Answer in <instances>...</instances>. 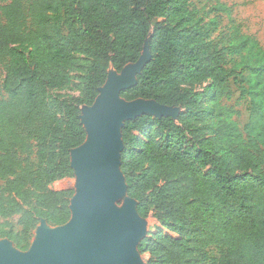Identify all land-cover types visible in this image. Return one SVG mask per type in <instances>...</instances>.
Masks as SVG:
<instances>
[{"label":"trees","instance_id":"16d2710c","mask_svg":"<svg viewBox=\"0 0 264 264\" xmlns=\"http://www.w3.org/2000/svg\"><path fill=\"white\" fill-rule=\"evenodd\" d=\"M191 0H7L0 6V239L27 251L41 220L67 224L75 195L72 150L113 67L151 60L127 101L180 108L177 120L125 122L121 171L128 196L153 222L138 250L147 264H264V48L232 26L226 46ZM218 3L208 13L230 15ZM207 15V14H204ZM91 59L83 93H59L77 55ZM239 57V58H236ZM230 81L251 103L245 133L220 101ZM246 83L249 86H246ZM59 113L63 120L59 121ZM214 249L219 256H213Z\"/></svg>","mask_w":264,"mask_h":264},{"label":"water","instance_id":"95a60500","mask_svg":"<svg viewBox=\"0 0 264 264\" xmlns=\"http://www.w3.org/2000/svg\"><path fill=\"white\" fill-rule=\"evenodd\" d=\"M151 57L147 42L139 61L125 66L121 73L109 71L94 104L82 107L87 138L71 153L76 192L70 221L52 227L41 220L37 241L27 251L1 239L0 264H147L138 246L148 236L152 222L140 216L137 202L128 196L121 171L122 129L125 122L142 115L170 117L180 109L121 97L124 90L136 85ZM120 191L126 196L122 209L116 206L122 200Z\"/></svg>","mask_w":264,"mask_h":264},{"label":"rangeland","instance_id":"374dc122","mask_svg":"<svg viewBox=\"0 0 264 264\" xmlns=\"http://www.w3.org/2000/svg\"><path fill=\"white\" fill-rule=\"evenodd\" d=\"M6 2L7 0H0V6ZM191 3V8L196 9L199 15L204 16L205 22L211 24L215 23V27L212 29L211 33V40L215 45H218L219 48L226 46L227 39L232 32V26L234 24L240 26L243 34L253 36L259 42L260 46L264 48V0H191L190 4ZM218 3L232 7V13L230 15L223 13H208L209 9ZM90 61L91 59L84 51L78 53L76 62L70 72L71 81L68 86L59 93L69 97H77L83 93L84 76L90 65ZM112 70L113 68L110 67L108 72ZM5 75L3 67L0 66V96L5 95L3 90ZM228 86L229 94L222 98L220 103L222 107L228 109L229 120L235 123L239 129L245 133V127L249 123L251 103L247 98L241 95L242 93L238 89V85L233 81H230ZM246 86H249V84L246 83ZM180 112L181 109H176L173 111V116L170 117H174L175 120H177ZM58 119L59 121L63 120V116L60 113ZM123 205L124 199L118 201L116 206L118 209H122ZM20 219L21 216H16L8 220L0 219V223H4L5 227L9 230L19 232L22 228ZM40 224H38L37 228L33 231L31 245L37 241V231ZM151 224L153 226V222ZM0 241L2 240L0 239ZM12 245L15 246L13 243ZM210 253L213 256H219L218 252L214 249H211Z\"/></svg>","mask_w":264,"mask_h":264},{"label":"bare ground","instance_id":"6f19581e","mask_svg":"<svg viewBox=\"0 0 264 264\" xmlns=\"http://www.w3.org/2000/svg\"><path fill=\"white\" fill-rule=\"evenodd\" d=\"M85 115V114H84ZM126 196H125V192H123V191H120L119 193H118V198L119 199H122V198H125ZM126 207V204L124 205V207L123 208H125Z\"/></svg>","mask_w":264,"mask_h":264}]
</instances>
